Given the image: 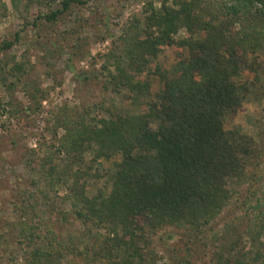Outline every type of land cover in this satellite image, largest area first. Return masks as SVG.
I'll list each match as a JSON object with an SVG mask.
<instances>
[{"label":"rangeland","instance_id":"374dc122","mask_svg":"<svg viewBox=\"0 0 264 264\" xmlns=\"http://www.w3.org/2000/svg\"><path fill=\"white\" fill-rule=\"evenodd\" d=\"M63 1L23 0L18 8L0 0V61L8 67L0 80V264H25L34 246L47 240L61 245L58 264H108L94 252L102 241L84 235L67 195L77 180L87 197L108 196L121 155L95 158L96 148L78 158L60 152L63 121L79 118L99 127L101 119L148 113L164 91L162 76H189L179 66L190 57L186 43L204 37L180 26L175 44L156 55L139 54L142 68L136 72L124 53L135 39L156 32L146 27L148 0H80L47 20L63 10ZM152 2L157 10L175 7L174 0ZM5 43L12 47L2 49ZM116 58L148 92L113 90L108 71L117 75ZM247 60L249 66L232 79L247 87L245 100L224 121L231 140L250 149L240 154L242 177L229 181L231 201L199 231L166 226L147 232L140 246L148 256L134 264H264V48ZM50 167L65 171L66 180L54 184Z\"/></svg>","mask_w":264,"mask_h":264},{"label":"trees","instance_id":"16d2710c","mask_svg":"<svg viewBox=\"0 0 264 264\" xmlns=\"http://www.w3.org/2000/svg\"><path fill=\"white\" fill-rule=\"evenodd\" d=\"M148 1L146 27L156 32L147 31L145 40L135 39L125 47L131 70L141 71L142 51L156 55L160 47L175 44L179 27L184 26L190 33L204 34L186 43L190 57L179 66L189 76L183 81L162 76L164 91L149 104L146 114L101 119L99 127L66 118V133L60 139L59 151L76 158L92 148H96L95 158L121 155L108 196L100 192L95 198L87 197L77 180L67 195L73 215L86 229L84 235L102 241L94 252L108 264L145 260L148 255L140 244L145 243L147 232L166 226L199 231L210 224L232 199L229 181L243 175L240 154L250 153L248 146L231 140L224 121L242 107L248 92L232 79L249 66V53L264 48V0H223L221 4L174 0L175 7L165 5L161 10ZM11 2L19 8L23 0ZM75 3L83 2L64 0L63 10L46 19L55 20ZM11 47L12 43H5L2 49ZM114 63L117 75L108 74L115 92L123 88L148 92V86L131 81L120 58ZM1 64L3 81L8 67ZM13 68L22 71L21 65ZM47 176L56 185L67 178L65 171L54 167ZM29 239L31 243L35 239L32 232ZM59 256L61 245L47 240L34 246L25 264H58Z\"/></svg>","mask_w":264,"mask_h":264}]
</instances>
